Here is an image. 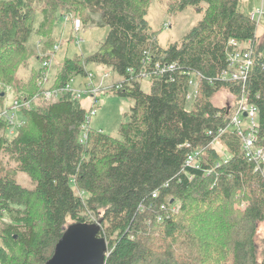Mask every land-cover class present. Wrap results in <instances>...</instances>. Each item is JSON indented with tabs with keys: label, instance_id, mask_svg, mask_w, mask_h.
<instances>
[{
	"label": "trees",
	"instance_id": "1",
	"mask_svg": "<svg viewBox=\"0 0 264 264\" xmlns=\"http://www.w3.org/2000/svg\"><path fill=\"white\" fill-rule=\"evenodd\" d=\"M169 1V13L194 7L204 16L180 42L163 48L147 20L152 0H0V85L32 102L22 109L24 123L14 137L0 117V264H46L75 224L99 226L108 244L105 264H264V243H258L264 174L234 132L219 139L227 156L207 135L233 116V108L214 105L217 93H230L237 104L244 92L259 109L258 144L264 146V36L241 10L242 0ZM65 16L109 32L91 56L65 58L49 87L64 93L47 102L42 65L58 45L55 25ZM35 36L43 40L36 50ZM232 40L252 43L244 91L216 79L228 68ZM157 61L175 70L152 75L145 93L139 71ZM91 65L113 72L123 85L105 92L134 102L120 138L92 129L93 108L86 111L66 90ZM194 73L205 79L188 110ZM6 96L0 92V108ZM193 152L201 155L199 169L185 165ZM19 172L35 187L18 183Z\"/></svg>",
	"mask_w": 264,
	"mask_h": 264
},
{
	"label": "rangeland",
	"instance_id": "2",
	"mask_svg": "<svg viewBox=\"0 0 264 264\" xmlns=\"http://www.w3.org/2000/svg\"><path fill=\"white\" fill-rule=\"evenodd\" d=\"M169 0H152L147 20L150 23L153 32L157 33L158 41L161 47L167 48L170 44L180 42L196 25L202 20L204 11L197 12L194 7H188L182 12L169 13L167 11V5ZM241 10L247 16H251L252 13L261 11L262 14L256 16L257 36H264V0H242ZM38 21H41V15L38 16ZM74 19H72L73 21ZM70 21L69 16L60 18L55 25V37L58 40L59 50L54 62L52 63L50 71V79L45 88L50 89L53 79L64 63L65 58H75L77 55L89 57L95 53L102 42L105 41L109 29L108 28H94L92 25H83L79 33H75L73 29V23ZM72 37H75L73 41H70ZM82 40L80 44L78 41ZM43 40L35 36L31 41V47L36 50L37 44L41 46ZM32 65L37 68V61L31 60ZM89 76L93 77L94 86L99 89L105 86L109 87L116 84L120 79L113 72L108 71L106 68L100 65H91L88 68ZM109 72L111 77L108 80H103L104 74ZM89 76H78L71 83V87L74 91H80L91 83ZM0 85V92L5 91L7 93L4 106L11 107L15 101L23 102L14 95L11 88H3ZM141 90L145 93H150L151 83L148 79L141 80ZM4 95V94H3ZM96 99L91 95L82 93L79 98L81 105L86 111L91 110L95 106V113L90 114L89 125L92 129L103 131V133L112 136L114 138H120L119 129L121 123L125 121V116L130 112L134 106L133 100L125 97H121L114 92L102 91L97 95ZM214 105L219 108L228 109L233 108L236 105L235 98L228 92L223 91L217 93L213 101ZM193 102L187 103V109L192 108ZM3 108V107H2ZM1 109V108H0ZM22 112V110H21ZM21 112L17 113L18 117H21ZM22 119V117H21ZM243 124H248L246 119L243 120ZM9 133V130H8ZM15 135H9L14 137ZM215 148L227 156L225 149L220 146L219 141L213 144ZM17 181L26 188L32 189L35 187L34 182L25 173L19 172L17 175ZM258 243H264V223L259 226Z\"/></svg>",
	"mask_w": 264,
	"mask_h": 264
},
{
	"label": "built area",
	"instance_id": "3",
	"mask_svg": "<svg viewBox=\"0 0 264 264\" xmlns=\"http://www.w3.org/2000/svg\"><path fill=\"white\" fill-rule=\"evenodd\" d=\"M257 14L261 15L262 12H254L251 14V20L255 21ZM73 29L75 33H79L83 24L79 19L73 20ZM82 40L78 41L80 44ZM230 45L233 47L232 51L228 53L227 63L228 68L224 70L221 74L216 78L218 81L227 82V83H239L242 86V90L244 91L245 85L249 79L250 72L252 70L254 61H253V49L251 41L247 43H239L238 41L232 40ZM59 50V45L55 46L54 51L52 52L50 58L43 62V67L46 69L41 73L40 84L45 88L48 84V80L50 79V67L54 62L56 55ZM150 58H147L146 64H150ZM175 64H166L161 61H157L153 66L144 65L143 70L139 71L138 80L142 79H150L152 75H162L166 73L173 72L175 70ZM131 76L135 73L134 71L128 72ZM89 76V75H88ZM91 83L86 86L84 89L80 91H74L70 85L67 86V91H72L75 95V98L79 100L82 96V93H86L91 95L96 99L95 104L97 103V95L107 89L105 86L103 88L97 89L93 84V77L89 76ZM111 77L109 72L104 74L103 80H108ZM204 76L199 73H194L189 76L188 84H189V94L187 96V101H192L196 99L199 90L201 88V83L204 80ZM209 83L213 85V80L210 79ZM115 88L119 89L123 85L121 81L116 82ZM64 90H54L45 88L43 91V98L47 102H54L60 99L63 95ZM32 102L30 101H15L11 107H3L0 109V117L5 119L8 123L9 135H15L18 132V129L23 125V121L18 117L17 113L21 112L23 108H31ZM95 106L91 110V114H94ZM233 116L230 120V123L226 127L219 128L217 131H208L207 135L213 136L214 143L219 141V139L224 136L227 132L232 131L235 135L241 140L242 151L245 156L248 158L249 162L253 164L255 170L260 171L264 174V146L259 145V128H258V113L259 109L257 106L249 104L248 99L244 92L237 100V104L233 107ZM247 114V116H245ZM246 119L248 124H243V120ZM86 138V134H83L82 142ZM189 147V146H188ZM201 155L199 152H193L187 156L185 165L188 167H195L197 169L200 168ZM156 197V196H154ZM164 208V207H163ZM166 210V209H165ZM174 212L177 211L176 208L172 209Z\"/></svg>",
	"mask_w": 264,
	"mask_h": 264
},
{
	"label": "water",
	"instance_id": "4",
	"mask_svg": "<svg viewBox=\"0 0 264 264\" xmlns=\"http://www.w3.org/2000/svg\"><path fill=\"white\" fill-rule=\"evenodd\" d=\"M99 231L97 225H70L46 264H105L108 244Z\"/></svg>",
	"mask_w": 264,
	"mask_h": 264
},
{
	"label": "bare ground",
	"instance_id": "5",
	"mask_svg": "<svg viewBox=\"0 0 264 264\" xmlns=\"http://www.w3.org/2000/svg\"><path fill=\"white\" fill-rule=\"evenodd\" d=\"M21 119V118H20Z\"/></svg>",
	"mask_w": 264,
	"mask_h": 264
}]
</instances>
